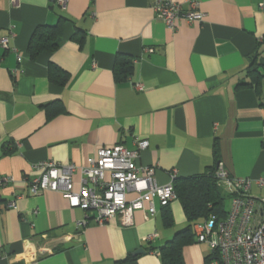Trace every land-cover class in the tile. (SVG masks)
Wrapping results in <instances>:
<instances>
[{
	"label": "crops",
	"instance_id": "1",
	"mask_svg": "<svg viewBox=\"0 0 264 264\" xmlns=\"http://www.w3.org/2000/svg\"><path fill=\"white\" fill-rule=\"evenodd\" d=\"M172 1L187 10L184 0ZM152 4L0 0L8 43L0 47V177L14 180L0 189V264H162L160 248L188 225L178 200L168 206L172 226L155 200L154 217L136 211L123 227L95 224L93 211L70 208L56 192L29 197L26 180L40 174L33 169L40 162L83 167L102 148L133 151L145 140L138 163L156 167L158 185L170 174H202L217 158L230 178L250 179V193L264 196L256 184L264 177V0H197L202 21L174 30ZM59 19V48L31 59L36 28ZM256 53L258 86L246 72ZM119 54L133 63L123 81L112 72ZM50 65L66 73V84L50 80ZM72 180L78 191L79 174ZM204 221L191 224L184 264H204L209 248L192 230Z\"/></svg>",
	"mask_w": 264,
	"mask_h": 264
},
{
	"label": "built area",
	"instance_id": "2",
	"mask_svg": "<svg viewBox=\"0 0 264 264\" xmlns=\"http://www.w3.org/2000/svg\"><path fill=\"white\" fill-rule=\"evenodd\" d=\"M9 1L12 5L18 2ZM184 2L187 10H182L172 0H153L152 9L170 30H174L180 21L201 22L197 0ZM56 3L63 8L66 0H56ZM0 47L8 49L6 38H0ZM134 87L142 90L140 84ZM135 145L133 151L120 145L102 148L95 157L88 158L83 167L37 163L33 169L40 174L26 180L27 196L35 197L46 191L59 193L70 208L93 211L92 219L99 226L112 220H117L123 227L132 226L136 211L143 212L145 219L152 218L156 214L155 200L161 207L177 200L173 187L176 177L170 174L168 184L158 185L154 178L156 167L138 163L147 142L135 140ZM76 173L79 174L78 191L73 189L72 178ZM215 174L229 195L230 208L224 219L209 215L204 222L193 226L197 243L211 250V264H264V196H253L251 180L230 178L221 164L217 165ZM12 182L11 177H0V189ZM256 184L264 188V177L257 179ZM129 195L134 198L130 199ZM8 207L15 209L14 203ZM85 226L86 220L76 224L79 230Z\"/></svg>",
	"mask_w": 264,
	"mask_h": 264
},
{
	"label": "trees",
	"instance_id": "3",
	"mask_svg": "<svg viewBox=\"0 0 264 264\" xmlns=\"http://www.w3.org/2000/svg\"><path fill=\"white\" fill-rule=\"evenodd\" d=\"M63 19L53 25H44L36 28L27 47V51L31 59H35L43 52L51 53L59 48L61 44V31ZM257 53L252 56L250 64L246 70L250 77L251 83L258 86L260 79L256 57ZM49 78L53 83L60 86L66 84V73L61 72L58 68L49 66ZM113 76L116 81L126 80L132 75L133 63L127 56L117 55L114 60ZM213 167L207 169L204 173L189 176L186 178H175L173 187L177 200L182 206V210L188 225L182 230L175 233L170 241H167L160 248V257L162 264H184L182 250L184 246L190 245L193 242L191 233V224L196 221H202L214 215L218 219H224L227 214L225 201H230L229 195L225 193L220 185L217 177V162ZM169 207H162L164 212V223L172 226L173 220L169 212ZM212 254L206 257L205 261H212Z\"/></svg>",
	"mask_w": 264,
	"mask_h": 264
},
{
	"label": "rangeland",
	"instance_id": "4",
	"mask_svg": "<svg viewBox=\"0 0 264 264\" xmlns=\"http://www.w3.org/2000/svg\"><path fill=\"white\" fill-rule=\"evenodd\" d=\"M229 200L228 199H226V201H225V207H226V209H228L229 208ZM206 249H207V247H205ZM209 255H211V250L210 249H207V254L205 255V254H203V256H202V258H204V264H211V262L209 263V261H205V259H206V257H208ZM205 256V257H204Z\"/></svg>",
	"mask_w": 264,
	"mask_h": 264
},
{
	"label": "water",
	"instance_id": "5",
	"mask_svg": "<svg viewBox=\"0 0 264 264\" xmlns=\"http://www.w3.org/2000/svg\"><path fill=\"white\" fill-rule=\"evenodd\" d=\"M140 253H143V252L141 250H139V251L136 252V255L140 254Z\"/></svg>",
	"mask_w": 264,
	"mask_h": 264
}]
</instances>
